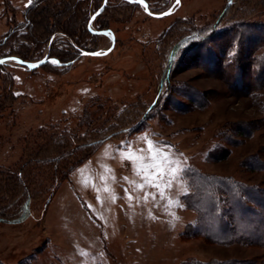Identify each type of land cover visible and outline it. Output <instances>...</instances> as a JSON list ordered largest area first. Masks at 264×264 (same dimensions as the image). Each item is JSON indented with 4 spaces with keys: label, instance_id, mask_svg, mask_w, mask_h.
Segmentation results:
<instances>
[{
    "label": "rangeland",
    "instance_id": "374dc122",
    "mask_svg": "<svg viewBox=\"0 0 264 264\" xmlns=\"http://www.w3.org/2000/svg\"><path fill=\"white\" fill-rule=\"evenodd\" d=\"M70 1L53 0L38 13L39 31L44 32L46 20L52 32L28 63L51 58L56 50H73L71 38L52 27ZM227 1L180 0L172 14L154 18L141 6L109 0L102 17L115 29L116 40L108 32L82 41L83 48L104 52L113 37L106 54L74 53L76 59L67 67H55L54 59L36 69L15 60L3 63L1 166H16L38 145L40 155L56 156L62 141L50 142L51 135L69 132L73 146L56 162L69 167L82 143L121 131L74 165L53 191L45 174L33 179L30 216L21 223L0 221V262L181 264L234 259L263 264L261 247L220 245L183 234L196 222L195 212L182 201L190 191L183 177L186 167L231 178L264 194V83L254 79L261 48L244 59L241 84L234 65L216 69L205 62L204 49L227 62L214 40L197 47L195 58L181 56L189 32H209ZM229 1L217 30L264 20V0ZM27 2L0 0V38L10 23L21 19ZM173 2L151 0L150 11L164 12ZM93 4L85 2L83 9L92 10ZM17 44L14 40L10 45ZM9 50L5 46L2 52ZM84 110L89 123L78 126ZM140 120L138 128L123 131ZM160 170L164 175L157 178ZM21 193L17 188L11 201Z\"/></svg>",
    "mask_w": 264,
    "mask_h": 264
},
{
    "label": "trees",
    "instance_id": "16d2710c",
    "mask_svg": "<svg viewBox=\"0 0 264 264\" xmlns=\"http://www.w3.org/2000/svg\"><path fill=\"white\" fill-rule=\"evenodd\" d=\"M102 1L71 0L70 3H65V8H63L66 12L64 14L60 12L52 27L59 29L71 38L70 45L73 50L54 51L55 53L50 55L51 58H55L60 62L55 67L69 66L76 59L74 53H78L79 55L80 51L87 50L82 46V41L85 37L91 36L95 38L101 36V34L89 32L87 22L95 10L99 8ZM108 1H106L101 13L91 22V28L94 30L109 29L114 34L116 40L117 34L115 29L108 26L107 20L104 19V16L102 17L109 8ZM145 1L148 3L150 9L151 0ZM51 2L53 0H28L24 9L21 11V19L10 23L7 32L0 38V58L13 56L25 62L33 60L31 54L40 50L39 48L46 42L52 32L50 30L51 26L46 25V20L43 23L44 32H40L36 25L38 22L36 20L38 13L42 9L45 11L47 8H50L49 4L51 5ZM85 2L94 3V8L92 10L90 8L83 9ZM121 2L127 6H139L137 3H130L125 0H121ZM230 5V1L228 0L217 20L212 24L210 31L206 34L201 33L199 30L189 32L186 37L188 42L181 56L183 58L185 55H190L192 58H195L197 54L193 52H195L197 47L204 46L209 41L212 42L214 40V43H216L214 47L221 55H225L227 62H220L218 55L212 54L210 49L208 51L204 49L207 54L205 62L210 67L216 65V69L222 68V64L225 67L234 65L238 75L237 82L241 84L244 79L241 73L245 71V68H243L244 59L248 57L249 52L261 48L254 79L259 80V85H262L261 83H264V20L243 21L223 30H217L216 25L219 23L221 17L225 15ZM14 40L18 43L16 48L10 45ZM5 46L10 47L9 52L6 54L2 52ZM46 62L40 66L45 65ZM19 66L24 67L20 64ZM3 67L5 65L1 63L0 71ZM89 115V112L84 110L78 119L77 125H87L90 120ZM142 121L140 120L137 125L130 126L123 131L131 132L133 129L138 128ZM120 131L108 132L105 136L82 143L79 146V149L82 150H80L79 155L75 157L69 167L56 165L58 159H63L67 156V148L73 146L69 132H60L59 134H54V136L51 135L50 142H55V144L58 143L60 145L59 141H62V152L56 156L46 157L45 154L40 155L42 146L38 145L37 148L28 153L26 159L16 166L0 165V221L12 224L25 221L31 214L30 203L32 190L29 184L34 178H42L41 176L45 174L50 182L47 188L53 191L62 180L68 177L74 165L86 160L97 149L100 143ZM51 163H53V167H48L47 165ZM260 164L264 168V163ZM183 177L187 180L190 191L182 195V201L188 209L193 210L196 214L195 224H188L186 226L183 232L184 236H198L220 245L236 243L247 246H258L264 250V194L262 191L252 186H244L241 183L233 181L231 178L205 175L189 167L183 170ZM17 188L21 189V197H18L15 201H11L15 196ZM0 264L4 263L0 262ZM181 264L253 263L251 261L234 259L206 261L202 263L192 259Z\"/></svg>",
    "mask_w": 264,
    "mask_h": 264
},
{
    "label": "water",
    "instance_id": "95a60500",
    "mask_svg": "<svg viewBox=\"0 0 264 264\" xmlns=\"http://www.w3.org/2000/svg\"><path fill=\"white\" fill-rule=\"evenodd\" d=\"M106 1L107 0H103L101 6L90 16L88 22H87V28L89 30V32L93 33V34H101V35H104V34H107L108 32L109 33H112L111 30L107 29V30H94L91 28V22L93 21V19L99 14L101 13V11L103 10L105 4H106ZM127 2H130V3H137L139 6H141L143 8V11L151 16V17H154V18H162V17H166L170 14H172L175 9H176V6L179 5L180 3V0H174L173 4L171 5L170 8H168L167 10H165L164 12H161V13H154L152 11H150L149 9V6H148V3L145 1V0H125ZM112 44L110 46V48L107 50V51H104V52H98V51H89V50H82L80 51V56L81 55H91V56H100V55H104L106 54L107 52L110 51V49L112 48V45H113V37H112ZM54 59L56 61L57 64H60V62L57 61V59L55 58H45V59H42L40 60L39 62L37 63H34V64H30L28 62H25V61H22L20 60L19 58L17 57H13V56H10V57H4V58H1L0 61H3L2 63H5L6 61L8 60H15L17 61L20 65L26 67L27 69H35L36 67H39L41 64H43L44 62L46 61H50ZM1 64V63H0Z\"/></svg>",
    "mask_w": 264,
    "mask_h": 264
},
{
    "label": "snow or ice",
    "instance_id": "6c2138e0",
    "mask_svg": "<svg viewBox=\"0 0 264 264\" xmlns=\"http://www.w3.org/2000/svg\"><path fill=\"white\" fill-rule=\"evenodd\" d=\"M2 62H3V61H0V63H2ZM154 143H155V142H153V145H154ZM149 151H152V149L149 148ZM165 159H167V158H165ZM157 167H158V166H157ZM163 175H164L163 171L160 170V171L156 174V177H157V178H162ZM145 180H146V181L148 180V176H145ZM154 186H157V187H158V185H154Z\"/></svg>",
    "mask_w": 264,
    "mask_h": 264
}]
</instances>
